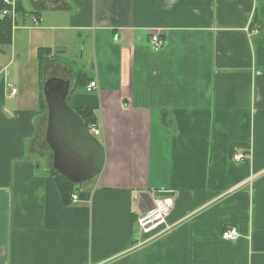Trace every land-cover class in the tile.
<instances>
[{"label":"crops","instance_id":"crops-1","mask_svg":"<svg viewBox=\"0 0 264 264\" xmlns=\"http://www.w3.org/2000/svg\"><path fill=\"white\" fill-rule=\"evenodd\" d=\"M15 3L0 47V264H264V0ZM52 76L94 109L106 151L68 203L46 142ZM162 191L173 228L145 235L138 218Z\"/></svg>","mask_w":264,"mask_h":264},{"label":"water","instance_id":"water-1","mask_svg":"<svg viewBox=\"0 0 264 264\" xmlns=\"http://www.w3.org/2000/svg\"><path fill=\"white\" fill-rule=\"evenodd\" d=\"M71 79L52 76L43 84L46 103V142L52 150V166L74 184L99 175L106 164L105 147L89 131L85 119L69 104ZM161 196L172 192L162 191Z\"/></svg>","mask_w":264,"mask_h":264},{"label":"built area","instance_id":"built-area-1","mask_svg":"<svg viewBox=\"0 0 264 264\" xmlns=\"http://www.w3.org/2000/svg\"><path fill=\"white\" fill-rule=\"evenodd\" d=\"M4 8L1 11L2 16H7L11 18L13 25L16 23L17 11L15 0H3ZM40 18L35 16L33 21L37 24ZM151 48L155 51L162 49L166 40L162 37L159 31L154 32L150 38ZM97 87V82L92 81L89 83L87 90L90 92ZM17 88H12V92L16 93ZM90 134L98 136L101 134V128L97 123L90 125ZM248 158V154L242 152H235L233 159L236 161H242ZM78 199L77 194H72V200L75 201ZM174 208V201L171 196H161L158 194L154 195L152 206L141 213L138 218L140 228L145 233V235L152 233L155 230H158L161 227H164L162 230L170 231L173 226L168 224V218L172 213ZM240 236V233L237 227H229L222 232V238L225 240H234Z\"/></svg>","mask_w":264,"mask_h":264},{"label":"trees","instance_id":"trees-1","mask_svg":"<svg viewBox=\"0 0 264 264\" xmlns=\"http://www.w3.org/2000/svg\"><path fill=\"white\" fill-rule=\"evenodd\" d=\"M4 8V2L3 0H0V47L1 46H5V45H10L12 43V36H13V22L11 20V18L7 17V16H2L1 15V11ZM38 60H39V64L41 67V76H42V67L49 63L51 61L50 59V52L47 49H40L39 50V55H38ZM79 81H82V78L79 77ZM43 83L41 84V91L43 94ZM44 98V96H43ZM42 107L44 109V111L46 110V103L45 100H42ZM76 109V108H75ZM79 114L85 119L89 129H90V125L93 123H97L96 122V116L94 113V109L92 108H78L76 109ZM94 138L98 139L97 136L91 134ZM52 162V160H51ZM51 172L53 173L59 190L61 192V195L63 197V200L65 203H68V197L72 194L74 188H75V184L72 183L69 179H67L66 177L62 176L61 174H59L54 168L53 166H51Z\"/></svg>","mask_w":264,"mask_h":264},{"label":"rangeland","instance_id":"rangeland-1","mask_svg":"<svg viewBox=\"0 0 264 264\" xmlns=\"http://www.w3.org/2000/svg\"><path fill=\"white\" fill-rule=\"evenodd\" d=\"M97 138H100L99 136H97ZM49 150L51 151V149L49 148ZM51 159V158H50ZM44 164V163H43Z\"/></svg>","mask_w":264,"mask_h":264}]
</instances>
